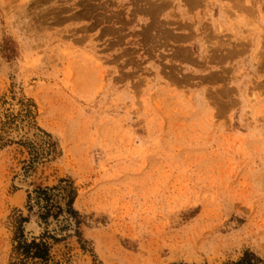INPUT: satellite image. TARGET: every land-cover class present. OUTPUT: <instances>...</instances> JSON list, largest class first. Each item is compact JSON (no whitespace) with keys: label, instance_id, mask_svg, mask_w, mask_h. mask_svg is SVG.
<instances>
[{"label":"rangeland","instance_id":"obj_1","mask_svg":"<svg viewBox=\"0 0 264 264\" xmlns=\"http://www.w3.org/2000/svg\"><path fill=\"white\" fill-rule=\"evenodd\" d=\"M18 214L49 264L264 260V0H0V264Z\"/></svg>","mask_w":264,"mask_h":264},{"label":"trees","instance_id":"obj_2","mask_svg":"<svg viewBox=\"0 0 264 264\" xmlns=\"http://www.w3.org/2000/svg\"><path fill=\"white\" fill-rule=\"evenodd\" d=\"M33 196L27 195V203L30 204L32 200L40 208L39 219L45 225H48V220L52 218L54 221L59 222L64 220L66 222L74 221L77 224V212L73 209V202L76 197L75 189L67 180H60L57 186L51 188H36L33 190ZM60 201L64 202V206L60 205ZM28 210H30V205ZM29 219L18 214L15 218L17 224L14 234L13 254L14 264H49L52 261L51 240L53 244L59 243L62 239L56 234H51L48 230L37 237L28 239L24 235L23 225ZM69 223V224H70ZM69 226V225H68ZM65 230V229H64ZM79 243L82 241L79 233H77ZM232 264H264V260L257 257L255 254L246 251L242 257Z\"/></svg>","mask_w":264,"mask_h":264}]
</instances>
